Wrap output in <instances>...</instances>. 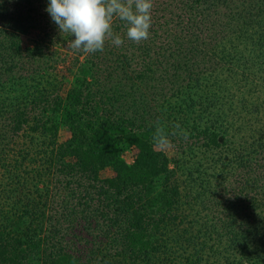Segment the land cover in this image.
<instances>
[{
  "label": "trees",
  "instance_id": "1",
  "mask_svg": "<svg viewBox=\"0 0 264 264\" xmlns=\"http://www.w3.org/2000/svg\"><path fill=\"white\" fill-rule=\"evenodd\" d=\"M48 4L0 0V264H264V0H153L91 54Z\"/></svg>",
  "mask_w": 264,
  "mask_h": 264
},
{
  "label": "clouds",
  "instance_id": "2",
  "mask_svg": "<svg viewBox=\"0 0 264 264\" xmlns=\"http://www.w3.org/2000/svg\"><path fill=\"white\" fill-rule=\"evenodd\" d=\"M152 8L153 0H49L46 11L60 32L74 37L67 44L69 48L91 54L103 51L108 39L118 47L124 43L119 35L113 33L114 17L125 22L129 40L135 43L147 40L152 25ZM170 135H182L186 140L189 133L179 124L169 132L166 125L157 119L152 133L154 145L168 148Z\"/></svg>",
  "mask_w": 264,
  "mask_h": 264
},
{
  "label": "rangeland",
  "instance_id": "3",
  "mask_svg": "<svg viewBox=\"0 0 264 264\" xmlns=\"http://www.w3.org/2000/svg\"><path fill=\"white\" fill-rule=\"evenodd\" d=\"M37 35V34H36ZM33 37H35V36H33ZM64 49V51H66V50H68V49H66V48H63ZM67 137V134L64 132L63 134H62V139H65ZM169 155H174L176 152H175V150H174V146L172 145V144H170V146L168 147V148H166V149H164ZM106 175L107 174H109V172H106L105 173Z\"/></svg>",
  "mask_w": 264,
  "mask_h": 264
}]
</instances>
